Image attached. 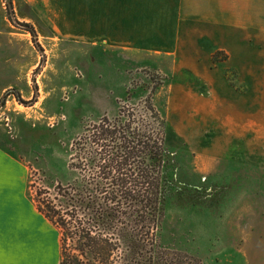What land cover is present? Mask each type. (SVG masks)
Returning <instances> with one entry per match:
<instances>
[{"label":"rangeland","instance_id":"374dc122","mask_svg":"<svg viewBox=\"0 0 264 264\" xmlns=\"http://www.w3.org/2000/svg\"><path fill=\"white\" fill-rule=\"evenodd\" d=\"M216 2L183 0L161 37L121 41L88 16V0H0V146L20 162L35 205L41 176H69L77 136L158 86L169 263L264 264L261 0H235L252 16L244 28ZM39 227L59 259L58 231Z\"/></svg>","mask_w":264,"mask_h":264},{"label":"trees","instance_id":"16d2710c","mask_svg":"<svg viewBox=\"0 0 264 264\" xmlns=\"http://www.w3.org/2000/svg\"><path fill=\"white\" fill-rule=\"evenodd\" d=\"M157 89L77 136L69 176H41L36 206L59 232V264H170L161 238L171 158Z\"/></svg>","mask_w":264,"mask_h":264},{"label":"crops","instance_id":"0c3cea01","mask_svg":"<svg viewBox=\"0 0 264 264\" xmlns=\"http://www.w3.org/2000/svg\"><path fill=\"white\" fill-rule=\"evenodd\" d=\"M88 13L96 15L97 21L104 20L105 29L112 30L114 37L122 40L138 38L152 40L161 37L169 28L171 20H178V10L183 0H88ZM219 7L223 0H211ZM206 2V0H205ZM226 18H236L237 27L250 22L252 16L235 10V0H226ZM86 5V2L83 3ZM218 4V5H217ZM241 5V4H240ZM91 7L94 12L90 13ZM221 7V6H220ZM102 24V23H101ZM100 24V27H101ZM261 39H264V0H261ZM264 108V106H263ZM264 127V123L261 125ZM264 131V128H261ZM42 220L57 228L42 215L29 197L25 172L20 162L10 152L0 146V262L2 264H25L26 236L29 233V258L32 264L60 263L56 249L51 248L46 234L39 225ZM58 231V230H57ZM59 233V232H58ZM23 248L22 255L19 249ZM264 257V256H263Z\"/></svg>","mask_w":264,"mask_h":264},{"label":"snow or ice","instance_id":"6c2138e0","mask_svg":"<svg viewBox=\"0 0 264 264\" xmlns=\"http://www.w3.org/2000/svg\"><path fill=\"white\" fill-rule=\"evenodd\" d=\"M0 264H2V262H0Z\"/></svg>","mask_w":264,"mask_h":264}]
</instances>
